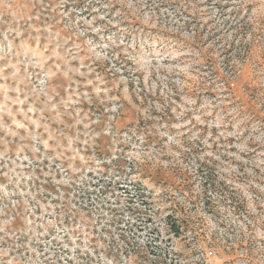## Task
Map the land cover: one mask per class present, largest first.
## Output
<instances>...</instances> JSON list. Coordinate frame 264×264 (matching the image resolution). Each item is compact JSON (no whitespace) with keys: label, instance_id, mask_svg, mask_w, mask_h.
Masks as SVG:
<instances>
[{"label":"rangeland","instance_id":"374dc122","mask_svg":"<svg viewBox=\"0 0 264 264\" xmlns=\"http://www.w3.org/2000/svg\"><path fill=\"white\" fill-rule=\"evenodd\" d=\"M0 264H264V0H0Z\"/></svg>","mask_w":264,"mask_h":264},{"label":"trees","instance_id":"16d2710c","mask_svg":"<svg viewBox=\"0 0 264 264\" xmlns=\"http://www.w3.org/2000/svg\"><path fill=\"white\" fill-rule=\"evenodd\" d=\"M168 221L171 224V229L175 232V234H179L181 232V225L178 223V220H176L175 218H173L172 215H168L167 216ZM172 221V222H171ZM185 220L182 221V225L184 226Z\"/></svg>","mask_w":264,"mask_h":264}]
</instances>
